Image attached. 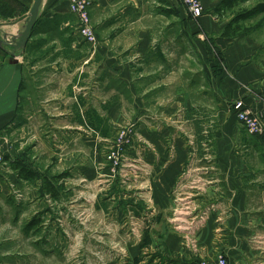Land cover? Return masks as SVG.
<instances>
[{
  "label": "crops",
  "instance_id": "obj_1",
  "mask_svg": "<svg viewBox=\"0 0 264 264\" xmlns=\"http://www.w3.org/2000/svg\"><path fill=\"white\" fill-rule=\"evenodd\" d=\"M15 1L27 13L35 2ZM91 1L96 45L76 38L70 0H44L19 54L32 58V71L9 61L10 52L0 54V147L11 132L19 152H11V160L5 154L4 163L44 168L43 174L31 170L28 179L20 175L32 182L30 198L39 183L46 182L47 193L56 192V180L82 207L85 184L96 179L94 159L84 167L86 146L99 148L119 127L134 125L141 148L153 150L141 155L147 166L141 192L154 200L146 206L152 209L147 220L160 228L152 229L154 236L148 230L144 245H168L188 258L167 222L175 196L190 195L208 213L199 234L204 256L191 264L213 258L212 245L230 264H264V137L247 134L232 110L240 99L258 106L254 99L264 96V69L256 61L260 41L245 34L222 38L234 17L215 12L222 0H200L205 12L199 19L180 0ZM210 37L215 44L208 43ZM211 118L218 124L210 140L215 156H188L182 128L197 142Z\"/></svg>",
  "mask_w": 264,
  "mask_h": 264
},
{
  "label": "rangeland",
  "instance_id": "obj_2",
  "mask_svg": "<svg viewBox=\"0 0 264 264\" xmlns=\"http://www.w3.org/2000/svg\"><path fill=\"white\" fill-rule=\"evenodd\" d=\"M261 1L264 0L250 1L241 4L240 7L249 9ZM28 15L27 9L15 0H0V40L3 42L0 54L10 52L9 55L13 57L8 60L25 63L24 68L30 73L34 65L32 58L29 55L21 57L22 55H19L21 52L17 53L10 44L16 34L24 30ZM75 24L77 33V19ZM239 33L247 35V39L260 41L261 49L256 61L258 60L264 69V14L243 22ZM94 34L97 40L96 32ZM215 41L214 37L208 38L209 44H215ZM259 88L264 86L259 85ZM214 120L211 118L208 121L207 130L203 127L202 131H205L203 138H197V142H202L200 146L196 145V138L191 137L194 133L184 132L187 128H182V137L187 143L184 150L188 156L196 153L204 157L215 156L214 141L210 142L214 140L212 130L214 132L218 130V124ZM127 127V125L119 127L108 144L101 143L99 148L94 150L86 146L84 167L89 168L87 162L93 158L95 165L93 164L91 170L94 169L96 179L85 184L82 204L79 199V205L82 207H77L76 197L68 196V188L56 180L51 181V184L57 187L56 192L47 193L46 182L43 185L39 183L40 191L33 192L35 197L30 198L29 183L32 182L21 181L19 169H15L11 162L3 161L5 154H8L5 158L11 160V152L16 156L19 153L13 149V139L11 132L9 133L6 146L0 147V264H191L192 260L203 258L202 248L205 245L201 244L199 234L206 229L208 221L194 231L198 250L191 251L190 239L194 236L193 233L190 234L193 231L190 229L191 222L195 218L204 217L205 214L202 213V209L200 211L198 207L196 208L194 200L191 209H188L192 206L189 203L177 206L178 202L186 197L182 195L175 196L174 203L171 204L173 208L169 211L167 227L180 237L179 246L190 253L188 258L183 252L176 255L169 251L168 245L166 249H161L162 246L159 244L144 245L145 238L150 236L148 230H151L153 236L152 229L160 230L157 224L154 225L152 221L149 223L147 220V215L152 214L150 213L152 209L146 206L151 205L154 200L144 197L141 192L142 175L146 174L147 167L141 155L143 151L153 150L144 146L142 149V142L136 133L133 134L131 143H126ZM23 151H27L26 148ZM168 151L172 150L169 148ZM24 153L28 163L29 155ZM29 165L24 167L39 174L46 172L41 170L44 168L39 169L35 164ZM37 182L35 183L38 184ZM199 191L191 190L194 195H198ZM153 220L156 223V219ZM188 223L190 225L184 227ZM189 234L190 237L187 238ZM211 247V254H214V257L209 258L208 255V259L197 260V264L216 263L220 256L226 258L227 264H230L225 254L218 251L215 246ZM137 252L139 255H135ZM178 258L181 259L173 260Z\"/></svg>",
  "mask_w": 264,
  "mask_h": 264
},
{
  "label": "built area",
  "instance_id": "obj_3",
  "mask_svg": "<svg viewBox=\"0 0 264 264\" xmlns=\"http://www.w3.org/2000/svg\"><path fill=\"white\" fill-rule=\"evenodd\" d=\"M181 3L187 8L188 12L194 19H199L204 15L205 9L200 0H180ZM92 6L91 0H70V10L71 13L75 16L78 21V29L76 36L77 38L85 44H95L97 43L94 27L91 22L90 9ZM256 104L251 105L247 103V100L240 99L232 104V110H234L238 124L240 127L250 136L254 137H264V96H258L254 99ZM126 130V143H131L133 140V134L136 133V129L134 125L128 126ZM185 196V195H184ZM183 197V196H182ZM182 204H192L193 207V197L190 195H186L185 198L180 200ZM180 205V206H181ZM181 208V207H180ZM205 214L204 217H198L192 220L190 223L185 224L188 227L190 225V229L193 231L190 234H194L193 238L190 239L191 251H197L196 248L197 241L195 240V233L197 227L203 226L205 222L208 221V213L202 212ZM197 219V220H196ZM184 224V222H183ZM190 234L187 238L190 237ZM197 249V250H196ZM211 264H227L226 258L220 256L216 263Z\"/></svg>",
  "mask_w": 264,
  "mask_h": 264
},
{
  "label": "trees",
  "instance_id": "obj_4",
  "mask_svg": "<svg viewBox=\"0 0 264 264\" xmlns=\"http://www.w3.org/2000/svg\"><path fill=\"white\" fill-rule=\"evenodd\" d=\"M254 1V0H222L221 3L215 8V12L223 15L226 11L233 12L234 17L224 30L222 38L235 39L239 37L242 23L255 18L258 15L264 14V1L258 2L252 8H241L240 5ZM15 169H19L20 175L26 178L33 177L31 170L16 165ZM56 196V195H55Z\"/></svg>",
  "mask_w": 264,
  "mask_h": 264
},
{
  "label": "water",
  "instance_id": "obj_5",
  "mask_svg": "<svg viewBox=\"0 0 264 264\" xmlns=\"http://www.w3.org/2000/svg\"><path fill=\"white\" fill-rule=\"evenodd\" d=\"M43 1L44 0H35L33 7L29 12L28 17L26 18L25 21L26 25L24 27V30L19 32V34H16V37L13 38V41L10 43L15 51H20V52L25 51L27 44L30 40V37L33 33V30L38 23ZM2 45L3 42L0 40V47Z\"/></svg>",
  "mask_w": 264,
  "mask_h": 264
}]
</instances>
